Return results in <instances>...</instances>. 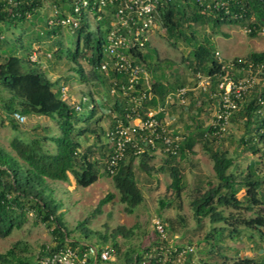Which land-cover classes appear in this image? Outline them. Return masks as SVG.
Wrapping results in <instances>:
<instances>
[{
  "label": "trees",
  "instance_id": "16d2710c",
  "mask_svg": "<svg viewBox=\"0 0 264 264\" xmlns=\"http://www.w3.org/2000/svg\"><path fill=\"white\" fill-rule=\"evenodd\" d=\"M53 1H57V5L61 6L59 0ZM206 4L209 5L206 6ZM40 7H42L40 0H34L30 4L5 6V10L0 12V30L26 22L28 19L26 12L31 15ZM10 11L18 13L19 16L6 15ZM106 22L105 18L97 23L95 42L90 23L88 19L83 18L74 30L76 36L72 50L68 48L63 50L64 34L66 30L71 31L70 29L59 25L49 27L44 19L43 28L30 35L25 42L26 25H24L15 35L14 42L18 48H24L27 62L23 60V56L16 55L15 50L3 46L2 41L5 38L0 33V48L2 46L0 51L3 54V60L0 61V85L10 92L7 101L3 102L9 124L17 129L20 123L12 118V113L19 111L25 116L42 115L52 119L58 131L57 134L54 132L34 135L26 139L15 135L10 139L9 149L0 146V237H6L13 230L20 229L28 220V214H31L34 223L44 224L50 230L54 240L52 245H40V249L34 256L35 264H39L40 259L66 248L76 250L81 256L91 244L82 243L81 240L70 237L71 231L65 226L62 213L59 211L61 203L53 196L48 180L68 181L71 174L78 186L87 187L97 181L103 171L110 176L113 187L119 194V200L124 204V210L131 213L143 199L135 178L134 161L137 160L138 167L147 174L153 171L167 172L170 177L168 188L174 196L173 199H180L183 176L177 164V158L186 156L187 152L193 153L194 145L199 142L203 152L211 160L214 172V181H207V187L200 190L190 202L196 221L200 222L202 218L207 217L211 224V231L203 237V240L213 247L215 246L213 239L219 240L224 236L238 237L242 233V227L255 229L264 238L262 231L264 229V173H258L259 163L264 156V89L260 84L255 85L243 95L239 107L230 117V123L239 121L243 127L238 141L242 149L258 154L260 158V160L249 162L245 169L239 170L238 174L235 171L237 166L235 155L229 154L227 150L218 146L224 133L212 134V125L210 123L203 125L199 117V120L193 121L194 126L189 127L179 143L172 142V146L176 145L174 152L165 150V145L160 140L156 142V146H160L165 153L157 167L149 162L154 157L155 150L150 146H145L142 152H136L135 147L128 144L123 157L119 159L112 173L107 169V160L112 153L111 141L83 147L80 137L86 132L95 133L89 123L91 120L95 123L101 118H94V116L96 107H102L103 103L97 95H94L96 91H92L89 97L82 95L75 104L68 103L61 94V86L65 85H61L60 79H49L40 69L39 61L30 59L34 42L39 43L43 37L51 39L50 47L46 49V52L57 60L72 61L74 66L72 71L77 72L80 83L87 82L89 74L98 84L107 87L113 95L110 109L115 112L114 117L111 118L110 131L116 119L127 124L129 119L138 115L145 118L148 109L164 104V98L168 92L184 86V82L180 80L168 81L163 71L157 73V69L160 68L150 66L149 55L143 51H137L135 62L142 66L146 74L151 73L152 95L150 98H145L139 108L132 110V103L123 95L121 88V85L126 82V75L111 69L105 72L100 68L103 61L101 49L103 36L105 37L106 34L104 28ZM197 23L208 25L213 31L221 24H240L249 28L247 33L250 36H255L257 33L264 32V0H202L201 4L197 0H172L160 10V24L165 39L173 45L181 40L191 46L186 64L193 73L201 72L210 77V85L205 91L202 90V93L206 95L207 101L215 105L218 102V95L214 93H216L219 76L227 72L232 74L235 71L228 65L237 67L249 61L264 62V50L252 51L244 58L234 57L225 62L215 54V46L210 36L204 35L201 40L196 38L194 25ZM149 45L150 42H147L145 47ZM94 49L97 50L96 56L93 55ZM80 59L85 60L90 66L89 73L84 70ZM153 61L152 64H159L160 59L157 53ZM140 76L138 87L142 89L146 87L143 72ZM113 88L114 93H112ZM191 94L188 90L186 97ZM197 98L191 96L189 101V105H195L197 109L196 114L192 116L194 119L201 114L202 101H198ZM171 105L173 104H167L157 113L156 116L160 121L164 122L166 113L172 110ZM76 106L79 108L77 109ZM85 106L87 113L83 116L80 110ZM127 113L130 116H127ZM96 136L99 138L100 134L96 133ZM134 141L136 142L137 139ZM97 149L99 153L95 155ZM241 190L243 193L238 195ZM114 196V193L107 192L99 199L94 211H99L100 207ZM171 202V199H161L159 208L168 207ZM226 209H228L227 212H225ZM244 212H249V215H245ZM87 221L86 218L77 223L84 237L93 232L86 225ZM163 227L165 231L166 229L172 231L171 226L166 228L163 224ZM126 232L129 231L119 225L109 234L110 246L114 250L113 255L116 256L117 261L101 260L98 254L96 258L87 256L83 264H158L162 262L165 257L164 251L169 247L159 245L161 242L157 240L143 248L128 249L120 255L116 236ZM156 232L158 233L157 230ZM159 236L160 233H158ZM100 237L105 242L108 236L100 235ZM161 239L164 244L166 237ZM20 245L24 244L16 241L4 252H0V263L15 264L14 260H19L15 249ZM154 245L156 247L152 251ZM174 246L179 251L185 245L175 244ZM97 249L99 251L101 247ZM177 251L171 250L170 253L168 251L164 264H171ZM189 254H187V261H190ZM234 264H264V259L239 256L234 260Z\"/></svg>",
  "mask_w": 264,
  "mask_h": 264
},
{
  "label": "rangeland",
  "instance_id": "374dc122",
  "mask_svg": "<svg viewBox=\"0 0 264 264\" xmlns=\"http://www.w3.org/2000/svg\"><path fill=\"white\" fill-rule=\"evenodd\" d=\"M49 9L48 5H44L33 12L26 22L17 23L9 29H1V36L5 38L2 41L4 42L3 46H8L10 50H15V54L20 57L23 56V60L26 61L24 48L15 46L14 37L26 25L25 31L28 37L24 36V41L27 42L30 35L43 28L44 19ZM89 23L96 42V24L93 20H90ZM194 28L198 40H201L204 35L210 36L215 50L219 53V58L225 62L234 57L244 58L252 51L264 50V32L250 36L245 27L240 24H221L215 28V31L208 25H200L198 23L194 25ZM152 35L150 45L143 49V52L149 55L150 66L152 68H160L156 72L163 71L170 82L175 80L183 81L184 87H187L192 93L187 96L185 104L175 103L171 105L172 110L165 115L164 123H166L165 127L168 135L174 143H179L189 127L194 126L193 121L197 120L198 117L203 125L211 122L215 105L211 101L206 100V95L197 86L199 80L197 73L205 74L201 72L193 73L186 64L190 56L191 46L181 40L174 45L170 44L163 35L162 27L155 30ZM75 36V31H65L63 50L65 48L72 50ZM50 44L51 39L43 37L39 43L34 42L31 45L34 47L33 51L36 55V61H39L40 69L45 72L49 79H60L61 85H65V99L67 102L75 104L82 95L89 97L92 91H96L94 95H97L103 103L102 107H96L94 116V118H101L95 123L93 120L89 123L94 128L95 133L86 132L80 137L83 147L110 141L107 133L110 131L111 118L115 115V112L110 109L113 95L107 90L105 85L98 84L89 74V82L87 80L85 83H80L77 72L72 71L74 67L72 61L67 59L57 60L46 52ZM105 48L106 39L103 36L101 60L107 58ZM156 53L160 59L158 65L151 63ZM93 55H97L96 49L93 50ZM2 60L3 54L0 51V61ZM80 62L84 70L89 73L90 66L87 62L83 59H80ZM146 76L147 82L150 83L152 79L151 73L148 72ZM9 95L10 92L0 85V146L9 149L10 139L15 135L26 139L28 136L58 133L55 122L42 115H26L25 122L18 124L17 129H14L9 124L8 114L3 108V102L7 101ZM191 96H196L198 101H202L201 114L197 115L196 119L192 118L196 114V106L189 105ZM80 113L83 116L87 113L86 106L80 110ZM242 132L241 122H231L218 143L221 149L227 150L231 155H235L237 164L235 171L237 174L241 168L245 169L249 162L260 160L258 154L243 150L238 143ZM96 133L100 134L99 138ZM98 153L99 149H97L95 155H98ZM164 155L165 153L161 147L157 146L154 150V157L149 162L157 167L162 162ZM177 160L183 176V190L180 199H173L174 196L168 188L170 177L167 172L153 171L151 174H147L138 167L137 160L134 161L135 178L143 199L131 213H127L124 210V204L120 202L119 194L113 187L110 176L103 171L98 180L87 187L78 186L71 174H69L68 181L48 180L53 196L61 203L59 211L62 213V220L65 226L71 231L70 237L79 239L82 243H90L96 247H108L111 251L110 261H117V258L113 255L114 250L110 246L111 237H109V234L113 228L119 225L129 231L126 234H118L116 236L121 251L120 255L128 249L143 248L157 240L161 242L159 245L165 248L175 244L193 246V251L188 258L200 264L202 262L206 264H234V260L239 256L264 259V238L255 229L250 230L242 227V233L238 237L224 236L219 240L213 239L215 243L213 247L203 240V237L210 233L211 224L207 217L202 218L200 222L196 221L190 202L200 190L207 187V181H214L212 162L208 155L203 152L199 142L194 145L193 153L187 152L186 156H179ZM258 167V173L263 174L264 156H262ZM107 192H112L115 196L103 204L99 211H94L99 199L106 195ZM242 193L243 191L241 190L238 195ZM161 199H171V205L160 209L159 200ZM227 211L228 209L225 210V212ZM244 214L249 215V212H244ZM86 218L88 219L86 225L93 232L84 237L83 232L77 227V223ZM155 219H160L166 228L171 226L172 231L168 229L165 231V245L155 230ZM262 231L264 232V229ZM100 235H107V240L103 242ZM16 241H21L24 245H20L15 249L16 256L19 259L14 260L15 264H35L34 256L40 249V245L54 244L50 230L42 223L35 224L31 214H28V220L20 229L13 230L6 237H0V252H4ZM155 247L154 245L152 251H154ZM164 252H168V249H165Z\"/></svg>",
  "mask_w": 264,
  "mask_h": 264
},
{
  "label": "built area",
  "instance_id": "2783aa9c",
  "mask_svg": "<svg viewBox=\"0 0 264 264\" xmlns=\"http://www.w3.org/2000/svg\"><path fill=\"white\" fill-rule=\"evenodd\" d=\"M34 0H0V12L5 10V6H18L30 4ZM42 6L50 7L45 21L49 27L59 25L74 31L83 18L88 21L98 22L107 19L104 23L106 29V53L107 58L102 61L100 68L107 72L109 69L122 72L126 75V82L121 85L123 95L132 103V110L139 108L145 98H150V83L147 82L146 73L141 65L137 64L136 52L143 51L147 42L151 41L152 34L161 27L160 10L172 0H59L57 1L40 0ZM200 4L202 0H197ZM209 4H206L208 6ZM10 17L19 16L18 13L10 11ZM26 16L30 14L26 12ZM95 25V26H96ZM249 31V28H245ZM219 58L218 51L215 52ZM30 59L36 61L33 51ZM234 69V73H224L219 76L216 86L218 102L215 104L213 118L210 122L212 134L225 133L230 125L232 113L239 107L243 95L252 87L260 84L264 89V62H247L242 66L228 65ZM143 72L145 88L138 87L140 73ZM198 87L205 91L210 85V77L197 73ZM140 86V85H139ZM187 87H177L166 94L164 104L156 108H150L146 112L145 118L136 116L129 119L127 124L117 120L107 136L112 143V153L107 160V169L114 172L119 159L123 157L128 144L135 147L136 152H142L145 146L157 148L156 142L161 141L165 145V150L174 152L176 145L172 146L173 140L169 137L165 127V120L160 121L157 113L162 111L167 104H185L187 97ZM115 89H112V93ZM61 94L66 97V88L61 86ZM78 109L79 107L76 106ZM127 116H130L127 113ZM12 118L18 123H23L26 116L19 111L12 113ZM137 139L135 142L134 140ZM139 142L141 144H139ZM155 229L160 233L161 238H165V230L160 219L154 220ZM177 251L176 246L170 245L168 251ZM193 251V246L185 245L177 251L175 259L171 264H199L197 261H187V254ZM99 254L101 260L111 259V251L108 247H103L99 251L96 246L88 245L80 256L79 253L71 248H66L54 252L52 255L39 260V264H83L87 256ZM162 262L164 264L168 252L164 253Z\"/></svg>",
  "mask_w": 264,
  "mask_h": 264
}]
</instances>
